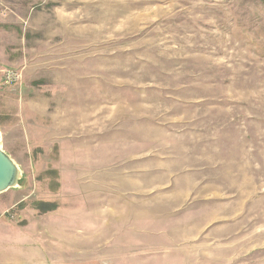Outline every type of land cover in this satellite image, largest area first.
Instances as JSON below:
<instances>
[{
  "label": "rangeland",
  "instance_id": "1",
  "mask_svg": "<svg viewBox=\"0 0 264 264\" xmlns=\"http://www.w3.org/2000/svg\"><path fill=\"white\" fill-rule=\"evenodd\" d=\"M0 147V259L264 264V0H0Z\"/></svg>",
  "mask_w": 264,
  "mask_h": 264
},
{
  "label": "water",
  "instance_id": "2",
  "mask_svg": "<svg viewBox=\"0 0 264 264\" xmlns=\"http://www.w3.org/2000/svg\"><path fill=\"white\" fill-rule=\"evenodd\" d=\"M18 177L15 163L0 147V192L17 184Z\"/></svg>",
  "mask_w": 264,
  "mask_h": 264
},
{
  "label": "built area",
  "instance_id": "3",
  "mask_svg": "<svg viewBox=\"0 0 264 264\" xmlns=\"http://www.w3.org/2000/svg\"><path fill=\"white\" fill-rule=\"evenodd\" d=\"M1 77L6 84H15L20 79V72L15 68L2 69Z\"/></svg>",
  "mask_w": 264,
  "mask_h": 264
},
{
  "label": "crops",
  "instance_id": "4",
  "mask_svg": "<svg viewBox=\"0 0 264 264\" xmlns=\"http://www.w3.org/2000/svg\"><path fill=\"white\" fill-rule=\"evenodd\" d=\"M0 264H34L32 260L0 259Z\"/></svg>",
  "mask_w": 264,
  "mask_h": 264
}]
</instances>
